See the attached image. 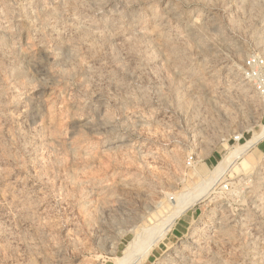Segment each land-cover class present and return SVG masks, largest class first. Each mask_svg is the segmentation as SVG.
<instances>
[{
	"label": "rangeland",
	"instance_id": "374dc122",
	"mask_svg": "<svg viewBox=\"0 0 264 264\" xmlns=\"http://www.w3.org/2000/svg\"><path fill=\"white\" fill-rule=\"evenodd\" d=\"M251 52L264 0H0V264H119L264 124ZM205 195L127 264H264V138Z\"/></svg>",
	"mask_w": 264,
	"mask_h": 264
},
{
	"label": "bare ground",
	"instance_id": "6f19581e",
	"mask_svg": "<svg viewBox=\"0 0 264 264\" xmlns=\"http://www.w3.org/2000/svg\"><path fill=\"white\" fill-rule=\"evenodd\" d=\"M252 137L253 138L247 139L241 145L238 144L236 147H234L232 151L227 153L216 164L214 169L211 171L209 176L206 177L203 183L196 185L183 195L176 194L175 196L170 197L169 200L172 204V208L169 211L168 216L160 220L157 223V226L152 225L150 227L145 228V230L143 231L146 233L145 236L152 235V238L154 237V240L161 239L162 236L165 234L166 230L168 229L169 224H171V220H173L174 217L178 216L181 212L185 211L198 199L204 197V195L211 189L212 185L223 176V174L234 164V162L240 157L241 153L245 151V149L249 145H251L255 141L264 138V124L260 126L259 130L255 134H253ZM143 232H141V234ZM145 236L141 237H144L143 239L145 240ZM142 238H140L141 242L139 240L137 243L135 240L132 244H130V251L123 258H121L119 264H127L128 261H130L133 254L132 251L134 252L136 249H140V247L143 246L142 244H144V242L142 241Z\"/></svg>",
	"mask_w": 264,
	"mask_h": 264
},
{
	"label": "built area",
	"instance_id": "2783aa9c",
	"mask_svg": "<svg viewBox=\"0 0 264 264\" xmlns=\"http://www.w3.org/2000/svg\"><path fill=\"white\" fill-rule=\"evenodd\" d=\"M240 77L245 83H248L254 90L259 102L264 106V56L251 52L242 60L240 66ZM242 138L241 134L232 136L234 142H239ZM195 163V155L189 153L185 159L186 167H193Z\"/></svg>",
	"mask_w": 264,
	"mask_h": 264
}]
</instances>
